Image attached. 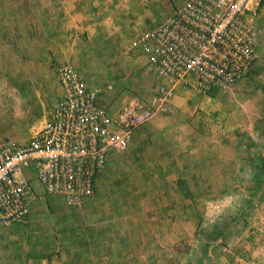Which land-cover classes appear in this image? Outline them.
Here are the masks:
<instances>
[{
    "label": "rangeland",
    "instance_id": "rangeland-1",
    "mask_svg": "<svg viewBox=\"0 0 264 264\" xmlns=\"http://www.w3.org/2000/svg\"><path fill=\"white\" fill-rule=\"evenodd\" d=\"M138 1L149 11L145 29L179 3ZM83 2L92 0H0V137L24 143L42 125L59 96L57 63L98 85L113 109L152 93L145 56L128 48L134 35L111 34L105 48L101 27L86 43L84 31L74 33L72 5ZM252 21L260 59L264 9ZM262 71L228 95H181L140 125L80 207L47 197L33 203L25 224L0 227V264H264L261 159L248 157L257 154L243 135L232 149L233 129H223L243 117L262 133L256 142L264 140ZM234 109L237 118L228 114Z\"/></svg>",
    "mask_w": 264,
    "mask_h": 264
},
{
    "label": "built area",
    "instance_id": "built-area-1",
    "mask_svg": "<svg viewBox=\"0 0 264 264\" xmlns=\"http://www.w3.org/2000/svg\"><path fill=\"white\" fill-rule=\"evenodd\" d=\"M263 9L264 0H179L128 41L146 58L152 93L142 101L124 98L115 109L71 63H57L59 96L42 125L24 143L0 137V227L25 224L33 203L47 197L80 207L110 156L128 147L140 125L166 113L181 91L233 93L259 60L252 18Z\"/></svg>",
    "mask_w": 264,
    "mask_h": 264
},
{
    "label": "crops",
    "instance_id": "crops-1",
    "mask_svg": "<svg viewBox=\"0 0 264 264\" xmlns=\"http://www.w3.org/2000/svg\"><path fill=\"white\" fill-rule=\"evenodd\" d=\"M74 7H75V12H73L71 16L74 23L72 27L74 29L73 30L74 33L84 31L87 37V40L84 42L86 43L88 42L89 38H93L95 37V35H97V30L95 28L101 27L100 29H105L108 32V34L105 35L107 39L104 40L105 43L103 44L105 48H107V46H110L108 44L110 41L107 40H110L111 37H113V35L111 34L119 35V36L125 34L126 37L128 35L130 36L135 35L145 29L144 28L145 21L146 18L149 17L148 14L149 11L147 12L146 10H143L138 0H92V2L88 3V5L86 2L85 3L83 2L82 4L79 5L77 4H75V6L72 5V8ZM263 68H264V53H262L255 67L250 72L249 78L253 75L254 76V77L252 76L254 78L253 81L256 80L257 77L263 74L262 71ZM186 94L188 95L190 94V92L188 93V91H181L179 94L175 95L171 101L172 106L178 104L177 98H180L181 95H186ZM235 111L236 109L231 110L230 112L231 114L230 113L228 114L231 115V117L233 118H237ZM247 120L249 119L245 120L243 119V117H241L236 121L233 120V123H229L227 126H225L224 123L223 129L225 130L233 129V133H229L227 137L228 138L227 140H231L232 149H235L234 145L236 144V140L232 141L233 137L234 139H236L237 136L241 137L243 135L244 137H247L245 143L246 145L244 146L245 147L247 146L248 152H251V154L252 153L257 154V156L255 155V157L254 156L253 157L248 156V157L252 159L253 158L261 159L264 155V140L263 141L258 140L259 142H256L255 138H257V136L262 137V133L259 130L258 131L256 130L257 127L255 126L253 121L251 120L247 121ZM219 123L220 124L218 127L220 128V125L222 123L221 122ZM225 138L226 137L219 136L216 140V143L221 145L224 142ZM248 138H250L249 141ZM227 145L229 146V143H227ZM260 225H261V229H264V215L260 217ZM29 262L31 263V261ZM41 263L43 264L42 260Z\"/></svg>",
    "mask_w": 264,
    "mask_h": 264
},
{
    "label": "trees",
    "instance_id": "trees-1",
    "mask_svg": "<svg viewBox=\"0 0 264 264\" xmlns=\"http://www.w3.org/2000/svg\"><path fill=\"white\" fill-rule=\"evenodd\" d=\"M259 168H260V170L264 171V155L261 158V160L259 161Z\"/></svg>",
    "mask_w": 264,
    "mask_h": 264
}]
</instances>
